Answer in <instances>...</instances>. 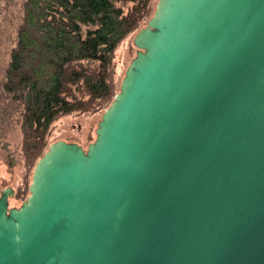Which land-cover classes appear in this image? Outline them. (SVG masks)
<instances>
[{
  "label": "water",
  "instance_id": "1",
  "mask_svg": "<svg viewBox=\"0 0 264 264\" xmlns=\"http://www.w3.org/2000/svg\"><path fill=\"white\" fill-rule=\"evenodd\" d=\"M96 139L0 191V264H264V0H158Z\"/></svg>",
  "mask_w": 264,
  "mask_h": 264
},
{
  "label": "trees",
  "instance_id": "2",
  "mask_svg": "<svg viewBox=\"0 0 264 264\" xmlns=\"http://www.w3.org/2000/svg\"><path fill=\"white\" fill-rule=\"evenodd\" d=\"M152 1L25 0L4 89L23 106L22 151L30 169L52 144L59 117L112 104L119 92L116 51L151 16Z\"/></svg>",
  "mask_w": 264,
  "mask_h": 264
},
{
  "label": "rangeland",
  "instance_id": "3",
  "mask_svg": "<svg viewBox=\"0 0 264 264\" xmlns=\"http://www.w3.org/2000/svg\"><path fill=\"white\" fill-rule=\"evenodd\" d=\"M158 0L152 1L153 16ZM25 0H0V191L11 187L14 195L10 207H20L30 195L34 168L30 169L23 155L21 130L23 106L4 89L6 70L11 53L17 45L19 27L23 21ZM127 8V7H126ZM135 33L119 45L115 54V82L120 90L125 72L135 58ZM105 109L97 113H72L59 117L50 130V143L59 140L78 143L85 149L96 139V130Z\"/></svg>",
  "mask_w": 264,
  "mask_h": 264
}]
</instances>
